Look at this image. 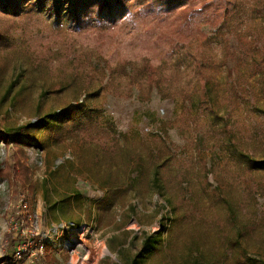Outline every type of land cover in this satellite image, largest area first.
Returning <instances> with one entry per match:
<instances>
[{
    "label": "rangeland",
    "instance_id": "374dc122",
    "mask_svg": "<svg viewBox=\"0 0 264 264\" xmlns=\"http://www.w3.org/2000/svg\"><path fill=\"white\" fill-rule=\"evenodd\" d=\"M61 2L58 21L0 0V264H121L109 246L133 255L163 222L179 256L264 264V167L244 160L264 165V0L81 28ZM30 234L44 253L19 259Z\"/></svg>",
    "mask_w": 264,
    "mask_h": 264
},
{
    "label": "trees",
    "instance_id": "16d2710c",
    "mask_svg": "<svg viewBox=\"0 0 264 264\" xmlns=\"http://www.w3.org/2000/svg\"><path fill=\"white\" fill-rule=\"evenodd\" d=\"M181 1L182 0H74V4H72L68 10L70 11L74 24L78 27L81 28L88 25L96 27L102 25L101 23L106 17H113L115 13H126L140 16L144 15L148 10L151 11L155 9L158 11L164 6L165 9L172 6L175 8V6ZM2 2L6 5L7 11L5 13H11L17 17L22 14L31 15L32 13H36L39 8L42 9L46 7V4L50 3L51 11L55 9L56 17L59 21L64 9L61 0H18V2L15 0H2ZM136 4H139V6L136 7ZM213 5V1H206L201 5L202 8L192 7L188 9L184 17L186 23L190 25L191 20L196 14H202ZM132 9L136 10L133 11ZM226 27L227 24H223L218 30V34ZM1 37L5 36L0 34V38ZM210 39L211 38H209V40ZM225 47L228 50L229 47L226 44ZM192 57L193 56L189 53L182 55V59L187 62L188 65L191 66L195 63L194 67L196 69L202 68V65H199L198 62L192 61ZM154 72V69L147 72V79L150 84L158 86L159 81L152 78V75L155 76ZM201 98L200 106L206 103L204 95H202ZM187 99L188 98L185 97V100ZM74 111H77L75 107H71L61 114L58 119H70L71 114ZM244 160L247 167L251 169L264 167L262 162L254 160L251 157L244 156ZM169 228L170 225L163 222L159 231L143 232L141 246L133 255L127 254L129 249L126 247V244H120L117 248L109 246V250L116 254L121 264H210L209 262L207 263L205 258L197 253H191L192 255L189 258L176 254L171 248L169 238L173 227ZM191 245L196 248L195 244Z\"/></svg>",
    "mask_w": 264,
    "mask_h": 264
},
{
    "label": "built area",
    "instance_id": "2783aa9c",
    "mask_svg": "<svg viewBox=\"0 0 264 264\" xmlns=\"http://www.w3.org/2000/svg\"><path fill=\"white\" fill-rule=\"evenodd\" d=\"M22 211L28 209V205L26 202L22 201L21 203ZM22 223V222H21ZM25 239L26 242H21L18 248L16 249L17 258H21L23 255H27L28 258L34 259L38 255L43 254L45 250V245L41 243V241L37 240L34 234H30Z\"/></svg>",
    "mask_w": 264,
    "mask_h": 264
}]
</instances>
